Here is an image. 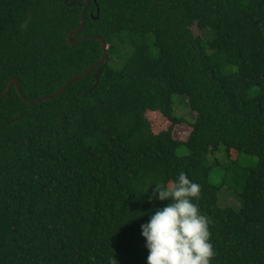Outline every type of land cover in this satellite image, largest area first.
I'll use <instances>...</instances> for the list:
<instances>
[{
    "label": "trees",
    "instance_id": "16d2710c",
    "mask_svg": "<svg viewBox=\"0 0 264 264\" xmlns=\"http://www.w3.org/2000/svg\"><path fill=\"white\" fill-rule=\"evenodd\" d=\"M83 6L0 0V94L17 78L27 100L51 96L100 59V42L67 40ZM84 35L110 46L94 89L93 72L35 105L14 86L0 98V264H147L141 226L169 203L155 185L180 172L200 186L211 264H264V0H90ZM220 151L257 159L239 209L211 181Z\"/></svg>",
    "mask_w": 264,
    "mask_h": 264
},
{
    "label": "clouds",
    "instance_id": "9594fccd",
    "mask_svg": "<svg viewBox=\"0 0 264 264\" xmlns=\"http://www.w3.org/2000/svg\"><path fill=\"white\" fill-rule=\"evenodd\" d=\"M30 22L25 21L23 30L27 31ZM154 195L169 203L141 226L149 252L147 264H211L215 251L210 219L193 202L199 199L200 186L180 172L174 182L155 185Z\"/></svg>",
    "mask_w": 264,
    "mask_h": 264
},
{
    "label": "rangeland",
    "instance_id": "374dc122",
    "mask_svg": "<svg viewBox=\"0 0 264 264\" xmlns=\"http://www.w3.org/2000/svg\"><path fill=\"white\" fill-rule=\"evenodd\" d=\"M191 29L195 36L200 34V31L195 25ZM176 115L187 122L185 121V123H181L174 127L173 137L178 141H185L191 132L190 123L193 122L195 114L186 108V103L184 101H179L176 104ZM155 116H159V119ZM146 119L149 121L150 125L156 127V131L158 132L166 130L170 125L166 119H163L158 114L146 113ZM156 131L155 133H157ZM220 153H222V155L217 154L214 158L208 159L209 165L211 166V181L216 185L225 181L219 195L220 204L222 206L239 209L241 205L240 195L246 178V171L256 165L257 159L252 156L242 155L238 163L233 165L226 160L223 152L220 151ZM177 154L180 156L187 155L183 147L178 149ZM231 156L235 158L236 155L232 153Z\"/></svg>",
    "mask_w": 264,
    "mask_h": 264
},
{
    "label": "water",
    "instance_id": "95a60500",
    "mask_svg": "<svg viewBox=\"0 0 264 264\" xmlns=\"http://www.w3.org/2000/svg\"><path fill=\"white\" fill-rule=\"evenodd\" d=\"M78 1L79 0H74L71 2V0H64V4L68 7H72V6L76 5ZM89 4H90V0H84V6H83L82 11H81L80 25L75 31H73L72 33H70L68 35L67 40L71 46H75V45H78L84 41H89V40L100 42L101 50H102V55H101L100 59L90 69H88L85 73L70 79L59 91H57L55 94H53L51 96L41 97V98L36 99L34 101H29L24 97V95L22 94V92L20 90L19 80L17 78H12V79H10V81L8 83V87H7L6 91L4 93L0 94V98L5 97L10 92L11 88L14 86L16 91L20 95V97L28 105H35V104L43 102V101H48V100H52V99L57 98L62 93H64L66 91V89L72 83H74L78 80H81L82 78L88 76L89 74H91L93 72H94L93 78L95 80L93 89L98 85L100 76H101L102 71H103L102 65H104L107 61L108 50L110 47L109 44L106 43V41L103 38H101L99 36H95V35H84V36L79 37L77 40H73V38L76 37L78 34H80L84 28V24H85V20H86V11L88 9ZM98 16H99V8L96 6V18L95 19H97Z\"/></svg>",
    "mask_w": 264,
    "mask_h": 264
},
{
    "label": "flooded vegetation",
    "instance_id": "af4514ba",
    "mask_svg": "<svg viewBox=\"0 0 264 264\" xmlns=\"http://www.w3.org/2000/svg\"><path fill=\"white\" fill-rule=\"evenodd\" d=\"M72 1H74V0H71V2H72ZM80 1H83V2H84V0H80ZM92 4L95 5L94 1H92ZM89 5H90V4H89ZM95 6H96V5H95ZM88 8H89V6H88ZM89 17H90V18H93V13H92V12L89 13ZM94 18H96V17H94ZM80 37H81V36H80ZM78 38H79V37H76V38L73 39V40H77Z\"/></svg>",
    "mask_w": 264,
    "mask_h": 264
}]
</instances>
